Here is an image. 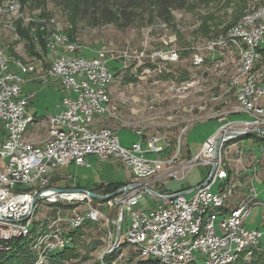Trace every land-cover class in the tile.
Instances as JSON below:
<instances>
[{
    "label": "rangeland",
    "instance_id": "rangeland-1",
    "mask_svg": "<svg viewBox=\"0 0 264 264\" xmlns=\"http://www.w3.org/2000/svg\"><path fill=\"white\" fill-rule=\"evenodd\" d=\"M67 1L45 0L38 8L24 7L21 10L17 0H0V47L13 59L35 63L36 72H32V75L22 74L24 79L27 78L22 87L24 86L26 93H30L24 96L28 99L26 110L36 118L35 123L30 125L25 133L26 140L36 145H41L45 141L47 116L55 110V104L62 95L52 78H48L47 82L43 83L36 77L38 72L43 73L50 66L53 52L46 46L51 33L55 32L68 37L65 38L64 45L78 44L72 54L74 56L93 58L98 51H105L107 54L114 52L118 56L117 59H110L107 63L111 69L112 67L118 69L107 87L110 96L109 111L103 115L96 114L94 127L104 126L116 130L122 146H129L142 138L144 149L146 139L159 138L157 145L162 146L163 150L158 153L144 152V156L148 159L161 157L168 160L173 158V160H170V163L168 161L163 163L157 174L136 181L130 169L121 162L102 160L90 154L86 157L84 165L71 164L69 168L65 166L53 171L49 176V180L51 179L49 183L60 189L85 187L83 189L89 191L96 188L94 184L100 183L101 188L94 191L99 196L110 194H103V188L112 181L124 183L122 186L139 184L141 189L145 186L160 195L176 193L196 186L207 177L210 165L188 164L197 155L204 142L219 132L216 139L222 137L217 147V155L222 163L220 168H226L229 176L234 174L237 186L240 185V189L246 190L232 208L237 207L240 202L249 200L251 211L244 219L243 226L246 229L263 231L264 211L259 203H264V193L260 195L264 189L259 186L260 181L257 176L253 172L248 174L247 169L253 163L261 161L262 164L264 163V139L258 135L264 132L258 131L223 139L226 133L246 131L244 128L263 129L264 111L263 115L259 116L263 124L256 128L242 123L252 117L240 111L234 89L230 86V78L234 75L237 66V52L228 45L214 48L216 44L213 45L211 40L217 38L210 34L215 31L221 32L226 26L225 32H227L250 8L259 6L264 0H185L183 7L170 10L167 21L160 15L150 19L149 12L142 7L137 13H133L132 22L127 25H121L122 21L119 25L100 23L97 15L91 13L89 9L75 14ZM49 19H52L53 23H50ZM18 22L22 29L27 28V34L31 38L30 48L17 32ZM204 22L209 30L213 31L208 36H203L200 32ZM225 32L218 36L226 34ZM70 33L71 39L68 36ZM43 46L46 53L43 52ZM10 49L12 53H9ZM170 49L178 54L175 60H164L158 56L159 52L165 55ZM29 50L39 56L30 54ZM194 56H199L202 62L194 63ZM32 80L38 83L32 85L29 83ZM33 92L35 96L31 97ZM256 107L264 109V97L258 100ZM225 127L227 129H224ZM258 138H262V141ZM2 140L4 133L0 132V143ZM177 168H183L182 178L165 177L169 170ZM241 172L250 175L249 179L241 178ZM27 186L24 185L25 189L21 188L27 190L29 188ZM29 186L32 187L31 184ZM213 189L216 190V185ZM237 189V187L233 189L229 198ZM143 191V202L135 208L147 211L154 206L157 207L163 200ZM191 195L192 193H188L186 197ZM119 196L120 194L114 196V199H94L91 205L107 217L109 225H106L105 220L85 221L82 225L84 227L81 241L78 242L79 255L76 258L62 260L60 264H102L100 263L102 259L111 254L110 264H135L138 261L140 257L124 241L125 222L121 225L119 243L125 242L126 245L119 247L118 243L113 246L120 207L108 203H115V197ZM49 205L40 203L34 209L30 229L36 222L51 219L49 216L55 215L58 208L63 213H68L75 203ZM77 206L80 210L86 207L85 204ZM224 206L221 208L224 209ZM221 208L220 210H223ZM232 208L221 213L220 219L229 214ZM124 216L127 221V216L125 214ZM86 222H90L91 225L86 226ZM12 238L17 237H11L5 240L6 242L0 240V245ZM70 244L71 242L66 245ZM258 244L250 245L248 249ZM249 254L246 257L247 263ZM194 257L197 260L190 263L204 264L202 253L196 252Z\"/></svg>",
    "mask_w": 264,
    "mask_h": 264
},
{
    "label": "built area",
    "instance_id": "built-area-1",
    "mask_svg": "<svg viewBox=\"0 0 264 264\" xmlns=\"http://www.w3.org/2000/svg\"><path fill=\"white\" fill-rule=\"evenodd\" d=\"M253 19L264 21V16H262V12L255 13ZM237 29H241L245 38V49H242L241 56H250V58L256 56L257 54L248 52V43H255L256 46L257 43H264V28L252 29L248 26V21H243L241 27H237ZM231 38L220 39L219 36L211 42L213 45L216 44L214 48L228 45L232 49ZM73 51H75V46ZM161 54L162 52H159L158 56L164 60H175L178 57L176 51L172 49L165 52V55ZM117 57L114 52L107 54L105 51H98L84 65H75V59L55 60V67H49L48 74H43V83L47 82L48 78L53 79V72H56L57 69L67 68V77L63 81H55L62 95L55 104V110L48 115L52 116L53 119V127H49L50 135L63 137L64 145L55 144L29 148L21 146L19 143L20 126L31 115L26 110L28 99L21 96L22 85L27 79L19 78L16 68L13 64L6 62L2 58V52H0V132L4 133V140L0 143V235H5L7 238L16 237L23 231V227L31 222L33 218L32 200L39 192H33L32 196H22L21 187H24L31 179H43L47 171H56L71 164L84 165L86 164V157L90 154L102 160H113L121 162L123 165L132 164V169L142 174L173 160V158H170V161L161 157L148 159L144 156V152L158 153L163 150L162 146L157 145L159 138L146 139L143 149L142 138L132 142L129 146H122L115 132H96L94 127L96 108H107L109 100L108 96L104 94L105 79L108 71H111L107 63L110 59H117ZM52 58H55L54 53ZM200 62L202 59L199 56H194V63ZM32 64L35 63L31 62ZM258 76H263V83L258 85V92L255 94H247L248 83L244 86H237L235 83L232 87L235 97L246 100L247 105L253 109L256 108V103L264 95V73H260ZM84 96H92L93 99H96V106L85 104ZM98 99H106V106H98ZM73 120L85 121L88 123V130L73 128ZM242 123L255 128L263 124L261 120L242 121ZM250 129L253 130L254 128ZM244 130H248V128H244ZM217 134L204 142L197 155L188 165L194 163L195 165L211 166L213 163V146ZM165 145L167 147V144ZM182 169L180 172H170L169 170L165 177L168 179L182 178L184 175ZM221 180V172L215 170L210 180L200 185L205 186L203 196H196L195 189L188 192L192 193L188 198L186 197L188 193L178 194L173 198L161 200L157 207L154 206L147 211L135 208L140 202H143L144 191L141 187L130 188L127 192L120 194L119 197H115V203H108V205L116 204L122 210L118 216L120 224L117 228L120 232L121 225L125 222L126 228L123 230V236L128 247L139 251V242L149 244V253H140V257L162 255L166 259H174V264H180L182 260L194 257V253L197 252L203 254L204 264L207 256H215V263L213 264H222L227 258H221V251L227 245H234V249H237L238 245L241 244L238 241L240 232H247L252 239H255V244H258L260 241H264V230L246 229L243 223L247 215L242 220H230V214L228 219H220V215L216 213L210 215V227L208 234L203 236L202 243L193 249H186L187 235L192 233L194 228L193 216L196 206L202 205L205 200H221L222 205H224L233 189L237 187L235 179L231 177L229 191H213V186L221 184ZM54 187L57 186L54 185ZM74 188L76 187H69V189ZM48 194L51 197L82 196L87 198V206L81 210L77 208L68 213L57 210L55 215L49 216V218L63 221V231L64 228H67V222H74V226L80 228L85 221L105 220L106 225L110 223L100 210L91 205L93 198L87 193L57 192ZM168 195L171 193L164 196ZM262 210L264 211V207ZM124 214L127 216V221ZM215 221L219 222L215 223ZM111 222L114 221L111 220ZM213 224H221L224 228H228V236L213 233ZM59 245L61 244L51 243V247ZM3 246L0 245V247Z\"/></svg>",
    "mask_w": 264,
    "mask_h": 264
},
{
    "label": "bare ground",
    "instance_id": "bare-ground-1",
    "mask_svg": "<svg viewBox=\"0 0 264 264\" xmlns=\"http://www.w3.org/2000/svg\"><path fill=\"white\" fill-rule=\"evenodd\" d=\"M257 6L250 8L245 14L243 13L244 15H242V17L239 18V20L235 22L234 25H232L227 30V32H225L226 34L220 36V39H227V37H232L231 38V45H233L232 49H235L237 52V66H236L234 75L231 76L230 78V86L233 87L235 83L237 84V86H244V84L248 83L247 94L257 93L258 85L263 83V76H258V75L260 73H264V43H257V46L255 43H248V52H251V54H257V55L252 58H250V56H241L242 49H245V38L243 34L241 33V29H237V27H241V22L248 21V26L252 27V29L264 28L263 20L253 19V14L255 13L262 12V16H264V1L258 7ZM49 21L50 23H53L52 19H49ZM42 27L44 28V26ZM52 33L49 37L50 39H48L46 47L51 49V51L55 54V58L51 59L49 67H55V60L75 59V65H84L85 63H88L90 61V58H83V57L72 55L74 52L73 51L74 46L76 50L78 44L77 45H74V44L64 45V42L68 37L66 38V36H63L60 33H55V32H52ZM42 35L44 36V34ZM216 38H219V36ZM0 52H2V58H4L5 61L8 62L9 64H13V66L16 68L17 75L19 78L24 79L22 77V74L27 75L28 73H30V75H32L31 74L32 72L34 71L36 72L35 64L31 65V62H22L20 60H16V59L11 58L10 56H7L6 52L2 49V47H0ZM48 70L49 68L45 70V72L43 73L38 72V76L36 77L40 79V81L43 82V74H48ZM112 73H113L112 71H108V75L106 76V79H105L104 94L107 95L109 98L107 102V108H96V114L103 115L107 113V109L109 110L110 96L108 94L107 87L109 83L111 82L112 78L114 77ZM66 77H67V68H59L56 70V72H53L54 81H63ZM262 97H264V95H262ZM235 98L238 101L237 105H239L240 111L251 115L252 118L250 120H260L259 116H261L260 114L263 115L264 109H261L258 107L253 109L251 108V106L247 105L246 100L240 99V97H235ZM84 103L89 104V106H96V99H93L92 96H84ZM98 106H106V99H98ZM104 116H107V115H104ZM35 121H36V118L33 115H30V118L24 121V124L20 126L19 143H21V146H27L29 148H40V147H46V146H51L55 144L64 145L63 137H60V135H50L49 127H53L52 116H47V137L41 145H36L33 142L26 140L25 133L28 127L32 125L33 123H35ZM95 121L96 120H94V124H95ZM73 128H76L79 130H88V123H85V121H82V120H73ZM96 132H99V133L115 132V135L118 136L116 130L110 127H104V126L97 127ZM258 135L264 139L263 133H259ZM227 138L228 137H225V139ZM214 151H215V145L213 146V154H214ZM213 162H214V157H213ZM124 165L126 168L130 169L132 176H134L136 181H139L138 180L139 178H145V177H149L150 175L157 174L161 169V167H156V169H153L152 171H147L146 174H142V173H137L136 170L132 169V164H124ZM220 165H222L221 158L218 156L216 171L221 172L222 180H221V184H217V185L218 186L222 185V186L220 188L218 187L217 191H229L231 188V177L228 175L227 169L220 168ZM180 171H181V168L170 170V172H180ZM52 172L53 171L45 172L43 179L34 178V179L29 180L26 183V185H28L27 187L29 188L28 189L26 188L27 190L22 189V196H32L33 192H41L45 189L53 188L54 185H51L49 183V181L51 180V179L49 180L50 178L49 176L51 175ZM29 184H31L32 187L29 186ZM204 193H205V186H198L196 188V196H203ZM93 201H94V198H93ZM72 202L75 203V206L69 210L77 209L78 208L77 205L79 204H85V206H87V198L82 197V196L51 197L49 196V194H46V195L38 197L34 201L33 212H34V209L38 207L40 203L44 205L46 204L57 205L58 203L67 205L68 203H72ZM259 205L264 207V203L262 202L259 203ZM223 206L224 205H222L221 200H205L202 202V205L196 206V208L194 209V216H193L194 228L192 229V233H189L187 235L186 249H193L202 243L203 236L208 234V228L210 227V215H213L216 213L217 215H221V212L218 210H220V208ZM59 209L60 208H58L57 210ZM250 209L251 208L249 206V200H247L246 202H240L237 207H235L234 209L232 208V210L229 212L230 220H242V218H244L245 215L249 214V211H251ZM231 212H236V213H231ZM229 214L224 215L222 219H228ZM31 224H32L31 222L27 223L23 227V231L17 234L16 237H28L30 239L29 248L35 255L36 264H46V262L48 261V256L50 254H52L54 251L60 250L61 248L65 247L67 243L71 242L70 232L75 229L80 228L79 226H74V222H67V228H64V231H63L62 230L63 221L56 220L53 218L36 222L32 229H30ZM213 233H215L216 235L228 236V228H224V226L221 224H213ZM7 239H9L7 238V236L0 235L1 241L4 242ZM238 241L241 244L238 245L237 249H234V245H227V247L223 248V250L221 251V258H227V260H225L222 264H227L231 262L232 260L236 258L237 254L241 252V250L243 249L248 250V247H250V245H253V246L255 245V239H252L250 234H248L247 232H240L238 234ZM51 243L61 244V245L51 247ZM2 245L4 246L0 247V250L8 249V247L6 246V243ZM134 251L139 257H140V253H149V244L146 242H139V251L138 250H134ZM143 257L159 260L161 264H174V259H166V257L162 255H150V256H143ZM195 259L196 257H188L182 260L180 264L194 262ZM213 263H215V256H207V258H205V264H213Z\"/></svg>",
    "mask_w": 264,
    "mask_h": 264
},
{
    "label": "trees",
    "instance_id": "trees-1",
    "mask_svg": "<svg viewBox=\"0 0 264 264\" xmlns=\"http://www.w3.org/2000/svg\"><path fill=\"white\" fill-rule=\"evenodd\" d=\"M17 1L20 4L21 10H23L24 7L38 8L44 3L45 0ZM67 3H70L72 8L71 10L74 11L75 14H79V12L82 13V11L89 9L91 13L97 15V17L100 19V23H118L119 25L122 21L121 25H127L132 22L133 13H137V11L142 9V7L147 9L150 19L154 18L155 15H160L167 21V16L170 15V10L183 7L185 0H68ZM18 23L19 24H17V32L19 33L21 39H24L26 41V46L30 48L31 38L27 34V28L22 29L20 27V22ZM226 29L227 26L224 27V30H222L221 32L215 31L210 35L217 37L220 33H224ZM200 30H198V32H202L203 36H208L209 33L213 32L209 30L208 25L205 22L202 23ZM68 36L70 39L72 38L71 33L68 34ZM8 51L9 53H12V49ZM43 52L46 53L45 49ZM29 53L38 55L32 52V50H29ZM109 69L113 70L114 68L112 67L111 69V67H109ZM117 70L118 69H114V71H112L114 76L116 75ZM258 140L262 141L259 138ZM122 185H124V183H120L119 181H112L109 184L105 185V187L103 188V194L111 193ZM101 186V184L96 185V188L90 190L94 192L97 189H100ZM218 211L224 213L223 210ZM85 225H91V223L86 222ZM83 227L70 232L71 244L66 245L63 249L61 248L60 250H57L55 253L50 254L48 256L47 264H60L62 260L76 258L79 255L77 249L78 242L81 241ZM29 242L30 239L28 237H17L8 240L6 244L9 249L7 251H0V264H35V255L29 248ZM124 245H126L125 242L120 241L119 247ZM248 253L250 254L248 255L249 262L247 263L246 257ZM111 257L112 254L105 256L100 263L103 264L106 262L107 264H110ZM135 264L160 263L157 260L150 258H139L138 261L135 262ZM229 264H264V243L260 242L258 246L242 251Z\"/></svg>",
    "mask_w": 264,
    "mask_h": 264
},
{
    "label": "water",
    "instance_id": "water-1",
    "mask_svg": "<svg viewBox=\"0 0 264 264\" xmlns=\"http://www.w3.org/2000/svg\"><path fill=\"white\" fill-rule=\"evenodd\" d=\"M264 132V128L263 129H260V130H246V131H236V132H230V133H226L224 135V137H232V136H239V135H243V134H253V133H256V132ZM221 139L222 137H218L215 141V151H214V154H213V157H214V162L211 164L210 166V169H209V172H208V175L207 177L202 181L200 182L199 184H197L196 186L194 187H190L186 190H182V191H179V192H176V193H173L171 195H168V196H164V195H160L156 192H154L153 190L143 186L142 189L145 190L147 193L151 194L152 196H154L155 198L157 199H166V198H173L175 195H178V194H184V193H188V192H191L193 190H195L198 186L200 185H203L205 183H207L211 176L213 175L216 167H217V158H218V155H217V147L219 145V143L221 142ZM137 187H141V185L139 184H132V185H126V186H122L120 187L119 189H117L116 191H114L113 193H110L108 195H105V196H99L97 194H95L94 192H91L89 190H86V189H83V188H74V189H60V188H56V187H53V188H48V189H45L41 192H39V194H37L33 200H32V205L34 203V201L40 197V196H43V195H46L48 193H57V192H84V193H87L89 196H91L92 198L96 199V200H105V199H110V198H113L114 196L118 195V194H122V193H125L127 192L130 188H137ZM122 213V210H120V214ZM120 224V219L117 221V226H119ZM119 229L117 228L116 229V236H115V239H114V243H113V246L117 245L119 243ZM112 246V248H113Z\"/></svg>",
    "mask_w": 264,
    "mask_h": 264
},
{
    "label": "crops",
    "instance_id": "crops-1",
    "mask_svg": "<svg viewBox=\"0 0 264 264\" xmlns=\"http://www.w3.org/2000/svg\"><path fill=\"white\" fill-rule=\"evenodd\" d=\"M29 83H32V85H35L38 82L32 80V81H29ZM54 85L58 89V85H57L56 82H54ZM22 91H23L21 93L22 96H26V95L30 94V93H26V91L24 90V86L22 87ZM34 96H35V92H33V94H31V97H34ZM263 164H262V161L259 162V163H253V165L248 167V169H247L248 170L247 171L248 174H251L253 172V174L257 176L256 178L260 181V185L259 186L262 187V190L264 189V167H263L264 165ZM69 166L70 165H68L66 167L69 168ZM247 173H246V175H247L246 176L245 173L241 172V174H240L241 178H243L244 180L249 179L250 175H248ZM231 176L234 178V174H230V177ZM251 177H252V175H251ZM98 184H100V183H96L94 185H98ZM78 188H85V187H78ZM217 188H218V186L216 185V190H217ZM237 188H238L237 191L229 198V201L227 202V205L223 209L224 212H226L228 209L232 208L239 201V199L242 197V195L246 191L245 188L240 189V185H238ZM263 193H264V191L260 192V195H262Z\"/></svg>",
    "mask_w": 264,
    "mask_h": 264
}]
</instances>
